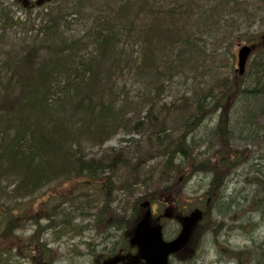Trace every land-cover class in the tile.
<instances>
[{
	"label": "trees",
	"instance_id": "obj_1",
	"mask_svg": "<svg viewBox=\"0 0 264 264\" xmlns=\"http://www.w3.org/2000/svg\"><path fill=\"white\" fill-rule=\"evenodd\" d=\"M38 3L18 7L29 13L25 19L0 5V183H8L0 198L6 218L0 255L11 253L5 246L27 216L39 228L30 238L40 251L36 262L45 264L39 239L46 228L24 204L53 198L47 205L54 207L59 187L69 188L59 202L69 208L66 224L89 212L80 200L86 205L90 199L98 204L99 226L127 235L152 204L182 222L200 210L193 250L196 239L200 244L201 237L220 231L223 219L217 224L212 209L219 188L236 171L252 166V174L262 177L247 181L264 190V27L239 34L243 22L264 11V0ZM244 44L253 53L240 76L233 50ZM204 116L217 118L212 128ZM118 135L130 136L134 150L91 157L89 150ZM136 135L142 140L134 146ZM244 135L245 146L258 147L255 165L256 157L234 141ZM201 174L210 177L204 194L210 202L186 201L183 188ZM257 197L263 205L264 196ZM122 204L127 208L121 210ZM151 219L161 224L163 218ZM263 247L227 257L233 264H264Z\"/></svg>",
	"mask_w": 264,
	"mask_h": 264
},
{
	"label": "rangeland",
	"instance_id": "obj_2",
	"mask_svg": "<svg viewBox=\"0 0 264 264\" xmlns=\"http://www.w3.org/2000/svg\"><path fill=\"white\" fill-rule=\"evenodd\" d=\"M35 2V0H31ZM39 1V5H44L48 1L52 0H37ZM0 5L4 6L5 8L13 11H18L22 13L18 7L19 5L15 2V0H0ZM34 13H37V10L34 11ZM23 18L25 19V16H29V13H23ZM264 27V11L259 12V14H255L254 17H250L247 22H243V24L240 26L239 34H248L252 33L258 30H261ZM237 51L238 48L234 49V69L237 68ZM262 125H264V118L261 119ZM213 127V126H212ZM130 136H122L118 135L115 136L113 139L109 140L102 148L94 147L93 149L89 150L91 153L92 158H99L102 155V150H108V149H114L116 151H129L134 150L133 145L128 143L127 141L130 140ZM243 139H246V136H242ZM135 140L134 146L137 144V141L140 142L142 140L140 135H136L133 137ZM195 139L193 137V134L189 135V140ZM138 146V145H137ZM221 146V145H220ZM218 146L216 150L220 147ZM239 149L246 148L247 152L250 153V155H257L258 147L256 145L248 144V146H245L243 143L242 145L238 146ZM204 148L201 149L203 151ZM263 169H261V172H264V163L260 166ZM252 166H249L246 168V170H238L233 175L232 179L235 181L234 184H231V191L228 192V195H232V202L236 203V201L241 203V190L244 188L241 182L244 183L245 186H247L246 178H261L262 175H253V169ZM250 173V174H249ZM106 176V175H105ZM253 178V179H254ZM264 179V178H263ZM2 183H0V198H4V193L6 191L4 190V187L8 185L7 181L5 179ZM210 182V177L203 176H194L191 179L188 180L187 185L185 188H183V199L186 201H205L207 198H204V194L207 191L208 185ZM10 189H12V186H10ZM246 189V188H245ZM54 190V189H53ZM45 191V190H44ZM50 191V190H48ZM52 191V190H51ZM239 191V192H238ZM55 195L58 197H61L64 194H67L69 192L68 186L59 187L54 190ZM226 192V194H227ZM141 197V193L139 194ZM122 197L120 196L117 198V200L120 199V203L122 202ZM237 198V199H236ZM254 197L252 198V200ZM256 199V198H255ZM258 199V197H257ZM252 200L245 201L241 204V206H244L241 208L238 207V204L232 205V206H225L226 204L222 202H217L215 206L213 207V219L217 221V224H219L222 219L223 223L220 225V231L217 235L215 234H207L206 236H203L200 238V244H199V251L198 253V261L199 264H232L231 260L228 259L227 253L229 251L235 252L238 251L240 248H242L245 244L249 245L248 242H245V237H250L252 241L255 243H259L264 241V221H261L259 219V216L257 214L258 209L255 208V206H251L250 203ZM259 200V199H258ZM4 202V199L0 200V204ZM12 200L8 201V203L12 204ZM82 203L84 201L81 200ZM114 202V201H113ZM198 203V202H197ZM95 203H92L91 205H87V211H90L92 209V206ZM118 203H114L113 207H117ZM200 204V202H199ZM94 207V206H93ZM121 210H124L127 208V204H122L118 206ZM40 208L35 206L33 211H29L28 214L32 215L37 212V210ZM97 207H95V210H97ZM224 209V213H230V215L234 216V220L230 221L225 218H217L220 214V211ZM94 210V211H95ZM255 211V212H254ZM96 214L95 213V220H96ZM29 215V216H30ZM28 221V220H27ZM46 222H42V224L45 225ZM78 225H76V224ZM75 223H72V229L65 231L64 233H60L62 229H51L48 231V235L45 234L43 236V239L45 242L49 241L53 244L54 248V259L51 261L50 264H98L101 263L106 257L109 256V251L112 249L109 239H107L108 235L103 236L97 232L101 228L103 230V226H97V224H94V219H77ZM246 223V224H245ZM248 223V224H247ZM245 224V225H244ZM244 225L243 228L241 226ZM3 226V225H2ZM35 225L32 222H26L25 225L17 231L16 235L18 236L20 240L19 244V251L17 256H1L2 262L5 260L7 261V257L10 259H13L8 264H34L30 259V253L28 251V248L26 247L27 240L26 238L30 237L33 232L35 231ZM113 230V229H112ZM178 227L177 225L171 226L166 231V236L171 237L174 235L175 231L177 232ZM105 231V230H103ZM112 232V231H111ZM16 239V238H15ZM124 234H117L114 235L113 243H117V246L124 247L125 245ZM93 243L94 245V257L90 260L85 259L84 254L86 253V247L83 245L84 243ZM11 247L14 246V241L10 244ZM109 247V248H108ZM253 250L252 252H254Z\"/></svg>",
	"mask_w": 264,
	"mask_h": 264
},
{
	"label": "water",
	"instance_id": "obj_3",
	"mask_svg": "<svg viewBox=\"0 0 264 264\" xmlns=\"http://www.w3.org/2000/svg\"><path fill=\"white\" fill-rule=\"evenodd\" d=\"M252 49L248 46L241 48L238 54L239 73L242 75L245 72L248 57ZM136 237L132 243L137 245L141 250V257L146 261V264H168V258L171 254L183 249L189 239L187 231H184L176 240L171 243L162 241L161 229L152 227L148 219H144L136 228ZM108 264H116V261Z\"/></svg>",
	"mask_w": 264,
	"mask_h": 264
},
{
	"label": "bare ground",
	"instance_id": "obj_4",
	"mask_svg": "<svg viewBox=\"0 0 264 264\" xmlns=\"http://www.w3.org/2000/svg\"><path fill=\"white\" fill-rule=\"evenodd\" d=\"M203 119H202V121H204L210 128H212V126L214 125V123H216L217 122V118H213V120H211L208 116H204V117H202ZM200 121V120H199ZM198 121V122H199ZM197 122V123H198ZM201 122V121H200ZM199 122V123H200ZM213 122V123H212ZM206 124H201V125H203V126H205L206 127ZM192 134H193V132H192ZM209 132H205V135H208L209 136ZM247 140V138L246 139H243L242 137H240L238 140H234L235 141V143L236 144H241V143H243V142H245ZM164 142L166 143V145H168L167 144V140H164ZM206 143H209V141H205V145H206ZM264 153V152H263ZM259 158H260V156H258V157H256L255 159H254V161H253V164L255 165V161H258L259 160ZM261 163L263 164L264 163V155H263V158H262V160H261ZM261 164V165H262ZM260 165V166H261ZM260 169H263L262 167H260ZM253 173V172H252ZM250 174V173H249ZM233 177V176H232ZM232 177L230 178V179H227L224 183H223V185H221V187L219 188V193H218V201L219 202H222L223 204L225 203L226 205L225 206H232V205H237L238 204V207H240L241 206V204L243 203V202H245V201H248V203H249V200H252V198L255 196V195H263L264 196V190H260V188L258 187V185H254L252 182H248L247 180V178H246V183H247V186H245L244 185V183L243 182H241V184L243 185V189L241 190V203H240V201H239V203L236 201V203H233L232 202V195H228V192H230L231 191V184L233 185L234 184V180L232 179ZM246 188V189H245ZM228 191V192H227ZM226 192H227V194H226ZM239 192V191H238ZM237 199V198H236ZM98 204L96 203V206H97ZM245 205H246V202H245ZM242 207H244V206H241V208ZM257 209H258V212H257V214H258V216H259V219L261 220V221H264V204L263 205H261V206H258L257 207ZM213 210V209H212ZM232 212V210L230 211V209H229V213H224V209H222L221 211H220V214H223L224 216H226V217H228L229 215H230V213Z\"/></svg>",
	"mask_w": 264,
	"mask_h": 264
},
{
	"label": "flooded vegetation",
	"instance_id": "obj_5",
	"mask_svg": "<svg viewBox=\"0 0 264 264\" xmlns=\"http://www.w3.org/2000/svg\"><path fill=\"white\" fill-rule=\"evenodd\" d=\"M43 210H45V209H43ZM247 240H249V238L247 239ZM262 245L264 246V241L262 242ZM245 246H248V245H245ZM255 246V245H254ZM91 247H93V245L91 244ZM51 247L50 246H48L47 247V249H50ZM264 248V247H263Z\"/></svg>",
	"mask_w": 264,
	"mask_h": 264
}]
</instances>
